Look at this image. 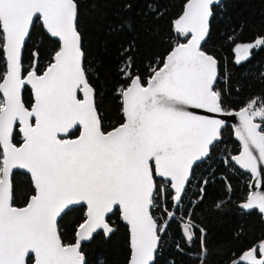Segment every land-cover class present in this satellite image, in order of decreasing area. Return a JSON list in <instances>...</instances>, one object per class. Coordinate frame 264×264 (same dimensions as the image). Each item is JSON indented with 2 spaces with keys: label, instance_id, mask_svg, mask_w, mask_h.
<instances>
[{
  "label": "snow or ice",
  "instance_id": "obj_1",
  "mask_svg": "<svg viewBox=\"0 0 264 264\" xmlns=\"http://www.w3.org/2000/svg\"><path fill=\"white\" fill-rule=\"evenodd\" d=\"M214 6L224 5L222 0H185L172 25L175 46L149 64L144 76L133 72L127 56L120 73L128 84L116 89L122 123L105 131L88 77L97 70L85 66L77 29L79 0H0V264H87L83 242L99 230L110 236L114 229L108 217L117 214L129 227L128 264H158L163 236L176 214L165 208L166 218L158 219L153 209L161 207L159 198L164 197L180 211L194 166L222 139L223 117L238 118L240 151L232 159L260 189L264 98L252 99L239 111L224 107L218 61L202 48ZM148 7L157 13L153 5ZM37 23L42 40L54 47L41 65L43 43H36L26 67L24 51ZM227 39H236L234 30ZM261 48V37L237 44L234 62L248 61ZM26 90L30 106L23 100ZM14 170L30 174L34 190L23 207L13 203ZM204 191L202 187L201 200ZM75 205L86 206V214L74 243H65L58 218ZM240 207L243 213L256 210L264 219V191H250ZM192 214L186 213L187 221L181 215V236L191 247L197 231L201 233L198 259L204 264L205 233ZM175 247L184 251L179 243ZM231 264H264V242Z\"/></svg>",
  "mask_w": 264,
  "mask_h": 264
},
{
  "label": "trees",
  "instance_id": "obj_2",
  "mask_svg": "<svg viewBox=\"0 0 264 264\" xmlns=\"http://www.w3.org/2000/svg\"><path fill=\"white\" fill-rule=\"evenodd\" d=\"M223 8L214 6L210 34L203 50L218 61V88L222 102L229 111H239L254 98H264V48L253 50L251 58L237 65L234 47L253 43L264 37V0H222ZM93 4L96 6L93 7ZM131 8L125 10V5ZM149 4L157 9L153 13ZM185 0H79L77 29L82 37L85 66L90 83L96 89V105L105 131L122 123L121 100L116 89L128 81L120 68L127 56L132 57L133 72L146 74L149 64L162 59L175 46L173 21L182 13ZM123 25V27H120ZM236 39L227 37L233 33ZM39 23L33 27L32 40L24 51L25 66L31 60L35 44L42 42L40 63L43 65L54 45L43 41ZM129 49L125 54L124 50ZM26 106L32 103L30 91L23 93ZM18 142V138H17ZM221 157L219 158V153ZM239 145L232 138L230 127L222 131V139L211 154L197 165L183 196V213H192V221L204 229L207 257L204 264H231L234 258L249 248L264 242V221L256 212L243 213L240 205L246 202L251 177L232 163L239 153ZM221 176V177H220ZM207 180L205 186L202 181ZM191 185V186H190ZM205 188L200 199L201 188ZM14 198L17 207L25 206L34 194L30 178L24 173L13 175ZM219 205V207H218ZM171 208V206H169ZM86 214L84 206L73 208L58 222V230L65 243H74L77 226ZM113 233L107 238L102 232L82 245L87 264H127L130 255L127 227L119 214L108 217ZM188 247L181 236V227L169 224L163 236V247L157 256L158 264H200L201 233ZM179 243L184 249L177 251Z\"/></svg>",
  "mask_w": 264,
  "mask_h": 264
},
{
  "label": "water",
  "instance_id": "obj_3",
  "mask_svg": "<svg viewBox=\"0 0 264 264\" xmlns=\"http://www.w3.org/2000/svg\"><path fill=\"white\" fill-rule=\"evenodd\" d=\"M204 43L205 42H203L202 43V47H203V45H204ZM198 111V114H202V110H197ZM208 115H212V116H214L215 118H220V117H216L215 116V114H208ZM223 119L225 120V127L226 126H228V127H230V129H231V131H232V138H233V140L240 146V144H239V141L236 139V137H235V127L236 126H238V124H239V120H238V118H236V117H233V116H227V117H223ZM225 127L222 129V131L225 129ZM239 154V153H238ZM237 154V155H238ZM205 160V159H204ZM204 160H202V161H199V162H197V164L194 166V168L197 166V165H199L201 162H203ZM232 163L235 165V162H234V160L232 159ZM236 167H237V169L238 170H240L241 172H243V173H246V174H248L250 177H251V174L250 173H247V172H245L244 170H242V169H240L239 168V166L238 165H235ZM194 168H193V170H194ZM15 172H20V173H24L25 175H27L29 178H30V174H27L26 172H24V170H14V173ZM158 179V178H157ZM31 180V179H30ZM256 183H257V181H256V179L255 178H253V177H251V183H250V185H252V187L250 188L249 187V192L250 191H255V190H259V191H264V174H262V177H261V187H260V189H256L255 188V185H256ZM78 206H81V205H75V206H71L72 208H75V207H78ZM85 207V209H86V206H84ZM253 211H256V210H253ZM253 211H251V212H253ZM257 213H258V211H256ZM259 214V213H258ZM260 215V214H259ZM62 216H63V214H62ZM261 216V215H260ZM61 218H58V222H59V220H60ZM263 221H264V219H262ZM120 221L123 223V225L124 226H126L127 227V230H128V234H129V243H130V232H129V227H128V225L124 222V221H122V219L120 218ZM99 232H102L103 233V231L102 230H99L97 233H99ZM96 233V234H97ZM96 234H94V235H96ZM104 234V233H103ZM92 240V239H91ZM90 240V241H91ZM90 241H86V242H83V244L84 243H89ZM82 244V245H83ZM130 249V248H129ZM129 261V260H128ZM128 264V263H127Z\"/></svg>",
  "mask_w": 264,
  "mask_h": 264
},
{
  "label": "built area",
  "instance_id": "obj_4",
  "mask_svg": "<svg viewBox=\"0 0 264 264\" xmlns=\"http://www.w3.org/2000/svg\"><path fill=\"white\" fill-rule=\"evenodd\" d=\"M221 153H222V151H220V153H219V158L221 157ZM157 180L159 181V178ZM159 199L162 201L161 207L158 208V209H153V214L158 219H160L161 217H165L166 218V212L164 211V209L167 208L168 211H172V212H174L176 214V219L171 221L169 224L173 223V224H177L179 227H181L180 224H179V220H180L181 215L184 214L183 213V205L181 204L180 205V211H177V209L174 207L173 202L170 199H166L164 197H161ZM169 206H171V208H169ZM184 219H185V221H187L188 216L185 217Z\"/></svg>",
  "mask_w": 264,
  "mask_h": 264
},
{
  "label": "rangeland",
  "instance_id": "obj_5",
  "mask_svg": "<svg viewBox=\"0 0 264 264\" xmlns=\"http://www.w3.org/2000/svg\"><path fill=\"white\" fill-rule=\"evenodd\" d=\"M263 38H264V37H263ZM226 127H228V126H226ZM226 127H225V128H226ZM216 143H217V142H216ZM235 143H236V142H235ZM239 149H240V146H239ZM182 215L184 216V218L188 216V215H184V214H182Z\"/></svg>",
  "mask_w": 264,
  "mask_h": 264
}]
</instances>
